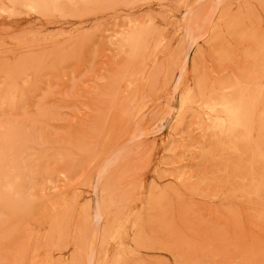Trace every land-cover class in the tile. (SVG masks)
Instances as JSON below:
<instances>
[{
    "label": "rangeland",
    "instance_id": "374dc122",
    "mask_svg": "<svg viewBox=\"0 0 264 264\" xmlns=\"http://www.w3.org/2000/svg\"><path fill=\"white\" fill-rule=\"evenodd\" d=\"M263 123L264 0H0V264H264Z\"/></svg>",
    "mask_w": 264,
    "mask_h": 264
},
{
    "label": "bare ground",
    "instance_id": "6f19581e",
    "mask_svg": "<svg viewBox=\"0 0 264 264\" xmlns=\"http://www.w3.org/2000/svg\"><path fill=\"white\" fill-rule=\"evenodd\" d=\"M236 83H238V82H236ZM242 85V84H241ZM238 87V86H237ZM244 92L245 91H240L239 93L242 95V94H244ZM238 96V95H237ZM247 98H248V96H247ZM249 99V98H248ZM244 102V101H243ZM243 102H241L240 104L238 103V105H232V104H230V105H228L227 107H224V109H226V113H227V116H228V118L230 119V122L229 123H232L231 125H237L238 124V122H239V120H240V116H241V113H242V109H244L243 108V106H242V104H244ZM225 105H227V104H225ZM223 109V108H222ZM223 109V110H224ZM250 109V108H249ZM248 109V110H249ZM225 111V110H224ZM254 112H255V109L253 108V109H251V112L249 113L250 114V117L252 118L253 117V115H254ZM227 120V119H226ZM221 122V121H220ZM228 122V121H227ZM228 123V124H229ZM264 124V123H263ZM241 126V125H240ZM237 127V126H236ZM235 128V127H234ZM232 129H233V127H232ZM244 129V128H243ZM257 181V180H256ZM97 217V216H96ZM98 219V218H97ZM98 221V220H97Z\"/></svg>",
    "mask_w": 264,
    "mask_h": 264
}]
</instances>
